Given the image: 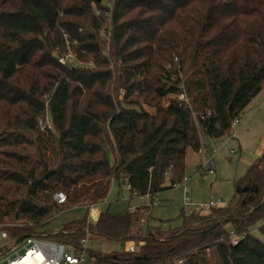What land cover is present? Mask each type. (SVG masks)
<instances>
[{"label": "trees", "instance_id": "obj_1", "mask_svg": "<svg viewBox=\"0 0 264 264\" xmlns=\"http://www.w3.org/2000/svg\"><path fill=\"white\" fill-rule=\"evenodd\" d=\"M104 1L0 0V227L20 242L88 239L96 264H264V156L227 206L182 210L176 229L148 221L143 235L149 206L88 219L114 180L139 196L180 184L188 152L263 92L264 0ZM73 207L87 217L52 232Z\"/></svg>", "mask_w": 264, "mask_h": 264}, {"label": "rangeland", "instance_id": "obj_2", "mask_svg": "<svg viewBox=\"0 0 264 264\" xmlns=\"http://www.w3.org/2000/svg\"><path fill=\"white\" fill-rule=\"evenodd\" d=\"M108 0L104 3L108 5ZM259 101L263 103L257 106ZM148 112L154 110L145 107ZM243 123L239 126L237 139L232 141L229 146L223 147L217 154L214 153L216 177L214 175L192 176L189 180V199L194 204V208L199 205L209 204L211 201L225 207L232 200L235 189L234 182L246 176L250 166L257 160L263 158L264 153V92L242 114ZM242 129V131H240ZM240 131V132H239ZM220 143L229 141V137L218 139ZM231 150H235L231 154ZM200 159V158H199ZM198 158L190 157L187 161V174L192 173L193 165L200 163ZM158 202L151 209L147 219L152 227L163 226L165 229H176L183 224L182 210L185 208V193L182 188L175 186L171 189L162 191L157 196ZM147 206L146 200L133 197L130 191L124 186H120L117 180L112 183L111 190L104 204L100 205L101 210L113 214H125L130 209H138ZM193 207L189 209H194ZM209 214L210 210L207 209ZM87 217L85 207H73L60 212L52 221L49 229L57 232L61 227L71 221ZM91 213L88 214V219ZM252 233L260 234L258 227L252 229ZM96 240V239H95ZM108 246L107 243H103ZM124 245V244H123ZM109 247V246H108ZM123 247H128L125 244Z\"/></svg>", "mask_w": 264, "mask_h": 264}, {"label": "built area", "instance_id": "obj_3", "mask_svg": "<svg viewBox=\"0 0 264 264\" xmlns=\"http://www.w3.org/2000/svg\"><path fill=\"white\" fill-rule=\"evenodd\" d=\"M109 37L110 34H106L104 31L100 32V38L102 40L105 55L108 54V50L110 47ZM75 59L76 57L74 53L69 50L67 54L60 59V63L65 65L69 62L74 61ZM123 95L124 93L122 92L121 97ZM183 98L184 97L181 96V99ZM242 123V116L237 118L233 122L231 130L226 136L229 137V140L236 137V130ZM47 124L49 125V123ZM214 153L215 152L210 151L207 143L203 144L201 149L196 153L200 158V163H195L193 165L192 173L187 174L183 181L180 184L176 185L182 188L185 193V208L183 210L187 215H190L193 212H200L205 214L206 212H208L207 209L210 210L211 208L219 205L218 202H210L209 204L199 205L194 208V204L188 197V183L192 176L215 174L213 157ZM134 196L139 195L134 193ZM143 197H146L150 201L149 207L151 208H153L158 202L157 196H153L149 193L145 194ZM54 199L59 205H63L67 201L66 195L61 192L56 193ZM191 207H193L194 209H189ZM241 238L242 236L232 232L229 239L232 244H236ZM129 250L130 252H134L135 247L131 246ZM26 259H28L29 264H96L95 260L90 257L88 239L82 240L79 249L38 238H28L20 242L13 241L9 236V233L0 227V264H21Z\"/></svg>", "mask_w": 264, "mask_h": 264}, {"label": "crops", "instance_id": "obj_4", "mask_svg": "<svg viewBox=\"0 0 264 264\" xmlns=\"http://www.w3.org/2000/svg\"><path fill=\"white\" fill-rule=\"evenodd\" d=\"M256 100V99H255ZM263 103V101H259L258 103H257V106H259V105H261ZM241 126V125H240ZM238 129H239V127L237 128V135H238ZM240 131H242V129L240 130ZM239 131V132H240ZM237 135H236V137L234 138V139H231V140H229V141H226L225 143H220L219 141H216V140H214V141H207V145H208V147H209V149H210V151L211 152H220V150L221 149H223V147H225V146H229L230 145V143L232 142V141H234L235 139H237ZM230 147V146H229ZM218 152V153H219ZM235 153V150H231V154H234ZM215 153V154H216ZM217 153V154H218ZM263 155H264V153H263ZM215 156L216 155H214L213 154V157H214V163H215ZM190 157H192V158H198L199 159V157H198V155L195 153V152H192V151H189L188 152V155H187V161H188V159L190 158ZM263 157V156H262ZM199 161H200V159H199ZM216 175V170H215V174H214V176ZM216 177V176H215ZM192 178V177H191ZM120 186H124L125 188H127L128 189V187L127 186H125V185H122V184H120ZM129 190V189H128ZM131 193V192H130ZM132 194V193H131ZM132 196L133 197H137V198H139L140 200H146L147 201V206H149V204H150V201L146 198V197H143V196H134L133 194H132ZM211 202H214V201H211ZM105 203V202H104ZM103 203V204H104ZM102 205V204H101ZM220 205V204H219ZM147 206H142V207H147ZM221 206V205H220ZM100 207V206H99ZM99 207H95L93 210L91 209V211H90V213H91V218L89 219V220H91L92 222H96L97 220H98V218H99V216H100V214H101V212L103 211V210H101V208H99ZM141 208V207H140ZM152 209V208H151ZM137 210V209H136ZM133 211H135V209H133V208H131L130 209V212H133ZM151 212V211H150ZM144 222V220H142V223ZM148 222V219H147V221H146V223ZM145 223V224H146ZM144 224V223H143Z\"/></svg>", "mask_w": 264, "mask_h": 264}, {"label": "water", "instance_id": "obj_5", "mask_svg": "<svg viewBox=\"0 0 264 264\" xmlns=\"http://www.w3.org/2000/svg\"><path fill=\"white\" fill-rule=\"evenodd\" d=\"M147 230H148V222L143 226V235L147 234Z\"/></svg>", "mask_w": 264, "mask_h": 264}, {"label": "bare ground", "instance_id": "obj_6", "mask_svg": "<svg viewBox=\"0 0 264 264\" xmlns=\"http://www.w3.org/2000/svg\"><path fill=\"white\" fill-rule=\"evenodd\" d=\"M29 264V261H28V259H26L24 262H22L21 264Z\"/></svg>", "mask_w": 264, "mask_h": 264}]
</instances>
